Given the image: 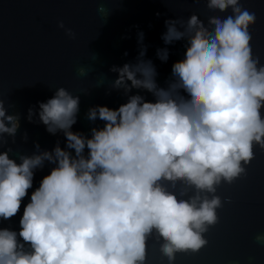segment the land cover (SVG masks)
I'll use <instances>...</instances> for the list:
<instances>
[{"label":"clouds","instance_id":"clouds-1","mask_svg":"<svg viewBox=\"0 0 264 264\" xmlns=\"http://www.w3.org/2000/svg\"><path fill=\"white\" fill-rule=\"evenodd\" d=\"M207 8L231 14L210 16L207 24L195 13L164 21L165 45L186 42L164 86L153 61L143 58L138 33L136 62L111 68L118 74L113 88L127 99L89 108L87 119L102 122L90 134L73 130L79 96L61 87L38 102L39 122L52 135L62 132L65 143L51 150L37 143L31 155L18 157L0 151V222L20 217L16 229L0 226V264H145L153 231L170 264L177 252L206 244L202 234L222 206L208 194L245 172L254 143L264 148V64L249 30L256 15L240 0H207ZM58 27L75 38L63 21ZM169 54L166 47L156 53L162 62ZM87 71L77 69L81 77ZM34 114L29 108L30 122ZM18 128V115L7 114L0 100V142ZM165 181L194 192L178 199ZM255 239L264 243V233Z\"/></svg>","mask_w":264,"mask_h":264},{"label":"water","instance_id":"water-1","mask_svg":"<svg viewBox=\"0 0 264 264\" xmlns=\"http://www.w3.org/2000/svg\"><path fill=\"white\" fill-rule=\"evenodd\" d=\"M240 2L256 15L249 28L251 44L264 64V0ZM100 5L103 11L98 10ZM194 13L207 24L210 16L227 17L231 8L210 10L207 0H0V100L7 114L19 117L15 137L4 134L6 143L0 142V151L11 149L10 155L18 157L31 155L37 143L40 150H51L57 142L64 146L63 133H48L38 117V102H46L61 87L79 96L73 130L90 134L92 127L102 126L100 121H89L87 112L96 105L115 108L126 101L123 89L112 86L118 74L111 68L136 62L140 32L147 48L143 58L153 61L157 80L164 86L172 63L183 57L186 43L165 45L161 38L166 31L164 21H186ZM60 21L73 30L74 39L58 27ZM165 47L170 54L162 62L156 53ZM79 67L88 69L87 75L79 76ZM29 108L35 113L31 122ZM253 153L249 163L242 162L244 173L232 183L222 181L215 194H208L209 198L219 196L222 206L216 209L217 222L202 234L206 244L196 252H177L171 264H264V243L255 239L264 233V148L254 143ZM48 171L46 166L36 172L33 188ZM163 183L178 199H188L194 192L179 182L175 187ZM27 202L26 198L23 203ZM22 210L23 206L21 214ZM19 218L0 222V226L16 229ZM146 243L145 264H170L161 251L164 241L157 239L155 231Z\"/></svg>","mask_w":264,"mask_h":264}]
</instances>
